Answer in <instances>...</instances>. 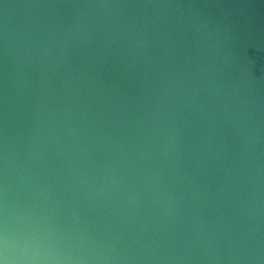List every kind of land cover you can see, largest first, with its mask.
<instances>
[{
  "label": "water",
  "instance_id": "water-1",
  "mask_svg": "<svg viewBox=\"0 0 264 264\" xmlns=\"http://www.w3.org/2000/svg\"><path fill=\"white\" fill-rule=\"evenodd\" d=\"M40 264H264V0H0V229Z\"/></svg>",
  "mask_w": 264,
  "mask_h": 264
},
{
  "label": "clouds",
  "instance_id": "clouds-1",
  "mask_svg": "<svg viewBox=\"0 0 264 264\" xmlns=\"http://www.w3.org/2000/svg\"><path fill=\"white\" fill-rule=\"evenodd\" d=\"M44 259L27 240L12 237L6 224L0 229V264H40Z\"/></svg>",
  "mask_w": 264,
  "mask_h": 264
}]
</instances>
